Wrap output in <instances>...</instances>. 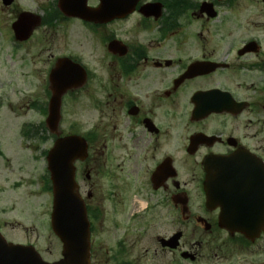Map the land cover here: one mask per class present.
I'll return each instance as SVG.
<instances>
[{"label": "flooded vegetation", "instance_id": "1", "mask_svg": "<svg viewBox=\"0 0 264 264\" xmlns=\"http://www.w3.org/2000/svg\"><path fill=\"white\" fill-rule=\"evenodd\" d=\"M263 30L264 0H0V120L20 94L45 122L74 84L90 264H264ZM212 171L234 209L207 205Z\"/></svg>", "mask_w": 264, "mask_h": 264}, {"label": "rangeland", "instance_id": "2", "mask_svg": "<svg viewBox=\"0 0 264 264\" xmlns=\"http://www.w3.org/2000/svg\"><path fill=\"white\" fill-rule=\"evenodd\" d=\"M248 25L240 23L241 29ZM260 33H264L260 31ZM65 53L72 51L77 28L65 26L63 30ZM22 73L18 71V75ZM18 94L14 104L15 112L0 120V222L8 239L14 242H34L47 260L61 257V243L50 231V215L53 195L49 189V171L46 154L53 145L50 134L27 136L26 123L40 124L38 115L27 112ZM74 103L65 105V129L81 121L82 133L91 126L92 112H77ZM95 115V119H96ZM97 119H100L98 116ZM102 125L105 119L100 120ZM62 124L60 125V127ZM68 134V130L65 131ZM44 136L43 139L42 137ZM88 181L84 182L87 184ZM87 188V185H86ZM60 247V248H59Z\"/></svg>", "mask_w": 264, "mask_h": 264}, {"label": "water", "instance_id": "3", "mask_svg": "<svg viewBox=\"0 0 264 264\" xmlns=\"http://www.w3.org/2000/svg\"><path fill=\"white\" fill-rule=\"evenodd\" d=\"M65 88L61 87L52 100L48 125L53 132H57L60 99ZM86 155V140L78 135H69L57 139L47 156L53 189L52 228L63 242V258L53 263L44 261L30 247L9 243L0 233V253L7 251L12 254V258L4 257L5 260L13 264L15 261V264H90L89 221L75 178V161L84 159ZM219 185L220 189L224 187L222 191L218 188ZM229 186L227 182H220L217 175L210 174L206 182L207 203L213 204L212 206L220 204L226 208L224 205L233 201L234 194L233 190L227 188ZM232 208L233 206L228 209ZM19 260L23 263H19Z\"/></svg>", "mask_w": 264, "mask_h": 264}]
</instances>
